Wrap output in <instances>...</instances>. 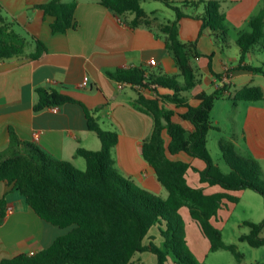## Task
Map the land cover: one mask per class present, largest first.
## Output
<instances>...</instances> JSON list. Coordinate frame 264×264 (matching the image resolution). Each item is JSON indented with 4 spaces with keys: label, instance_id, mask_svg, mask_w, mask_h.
<instances>
[{
    "label": "trees",
    "instance_id": "1",
    "mask_svg": "<svg viewBox=\"0 0 264 264\" xmlns=\"http://www.w3.org/2000/svg\"><path fill=\"white\" fill-rule=\"evenodd\" d=\"M143 1L146 0H99L120 16L126 12L135 13L133 25L145 26L163 37L176 60L179 69L176 75L158 74L144 67L120 68L109 73L119 81L154 92L153 97L140 93L136 99L140 108L154 117V130L144 142L142 154L168 195L155 194L119 172L112 154L119 142V133L104 129L93 110L65 91L39 86L36 88L35 111L67 102L80 103L90 129L96 131L102 141V148H79L78 154L87 162L86 168L81 169L70 161L53 157L35 142L22 139L15 128L10 127V145L0 150V182L13 184L42 219L70 230L37 253H21L3 259L0 264H138V256L146 251L156 255L157 264H169L171 261L172 264H204L189 245L187 223L181 213L184 208L209 239L211 250L229 249L241 264H246L237 246L224 241L217 222L224 205L239 201L240 191L252 189L264 196L261 164L252 156L241 155L233 140L221 139L223 158L230 167V171L225 172L208 149V133L218 128L212 120V110L216 100L224 97L228 89L226 84L211 93L200 92L198 105L190 104L184 94L198 82L192 59L199 53L195 41L185 42L180 37V22L185 17L199 19L202 23L200 33L209 30L216 42L225 47L229 31L221 1L185 0L181 6L177 0H160L176 12L175 19H163L158 10L148 12L142 5ZM194 4H203V12L194 13V9H186L193 8ZM77 6V0H50L36 5L53 17L51 26L54 32L78 27ZM249 23L251 31L242 33L237 40L242 55L238 67L264 73L262 66L243 64L245 54L261 43L264 36V0ZM15 24L16 21L9 20L0 9V59L21 56L26 52L30 40L15 29ZM35 44L37 50L30 54L31 57H38L44 49L40 40H35ZM217 75L221 77V74ZM161 87L173 93H160ZM232 99L235 103L262 100L264 89L261 85H246ZM167 101L187 110L178 112L168 108L165 105ZM185 122L192 127H187ZM165 130L171 137L167 146ZM168 152H186L203 160L206 167L199 169L189 162L174 160ZM190 170L199 173L201 183L219 185L222 191L207 193L204 187L193 186L188 180ZM5 203L4 197L1 200L2 217L5 215ZM244 224L250 227V232L242 234L240 240L255 247L264 245V236L261 235L264 219L261 222L245 220ZM155 226L162 237L161 243H157L151 234Z\"/></svg>",
    "mask_w": 264,
    "mask_h": 264
},
{
    "label": "crops",
    "instance_id": "2",
    "mask_svg": "<svg viewBox=\"0 0 264 264\" xmlns=\"http://www.w3.org/2000/svg\"><path fill=\"white\" fill-rule=\"evenodd\" d=\"M48 1L0 0L3 13L9 20L16 21L15 29L30 40L24 55L0 59V150L10 145L12 126L22 139L35 142L53 157L70 161L81 169L86 168H82L86 159L78 154V149L99 150L102 141L97 132L90 129L84 107L77 102H67L59 106L58 111L53 107L34 110L38 99L37 87L57 88L93 110L104 129L119 133V142L112 150L119 172L141 187L166 197V188L142 154L143 144L154 130V117L136 103L140 93L153 97L154 92L109 75L120 68L130 67H144L158 74H179L176 60L163 37L145 26H134L135 13L126 12L120 16L99 0H77L75 15L78 27L54 32L51 26L53 17L36 7ZM220 1L229 31L225 47L216 42L209 30L200 33L202 23L199 19L185 17L180 22V37L185 42L195 41L199 53L192 59L198 82L184 92L192 105L199 104L197 95L200 92L211 93L225 84L228 89L222 98L234 102L232 97L239 89L250 84L260 85L263 81L260 77L264 73L238 67L242 55L237 43L242 33L251 31L249 20L262 7L263 0ZM202 5L194 4V13L203 12L199 11ZM35 40H40L44 49L38 57H31L30 54L37 50ZM244 63L264 68V44L256 45L245 54ZM85 77L89 81L82 86ZM205 84L212 90L207 91ZM261 86L264 89V84ZM159 92L173 93L162 87ZM233 104L236 111L240 108L242 117L235 123L236 130L230 139L241 155L252 156L259 161L264 159V104H260V100H242ZM165 105L178 112L187 110L168 101ZM185 125L192 127L189 122ZM214 125L219 129H213L221 131L218 124ZM163 134L167 146L171 137L167 130ZM221 139L224 138L218 139L219 144ZM168 155L199 169L206 167L203 160L186 152H168ZM188 180L193 186L204 187L207 193L222 191L219 185L201 183L199 173L194 170H190ZM243 191L239 192L240 196ZM4 197L5 215L2 217L1 200ZM181 212L184 213V209ZM185 213L188 214L187 211ZM198 227L194 226L197 234L202 235ZM153 228L152 236L161 243L158 227ZM69 230L42 219L13 184L0 182V262L21 253H37ZM188 234L187 227L191 247ZM138 260V264H157L156 255L149 251L138 256Z\"/></svg>",
    "mask_w": 264,
    "mask_h": 264
},
{
    "label": "rangeland",
    "instance_id": "3",
    "mask_svg": "<svg viewBox=\"0 0 264 264\" xmlns=\"http://www.w3.org/2000/svg\"><path fill=\"white\" fill-rule=\"evenodd\" d=\"M197 1V0H194ZM185 0H177V3L183 6ZM143 7L151 12L152 10H158L163 19H175L176 12L160 0H146L142 2ZM185 7V6H184ZM186 8V7H185ZM186 9L193 11L192 8L187 7ZM195 10V9H194ZM204 10V5L199 8V11ZM264 44V37L261 43ZM264 66V64H263ZM182 80L181 77H179ZM260 85L264 84V76L260 77ZM259 81H256L258 83ZM206 90L210 91V87L205 84ZM242 102V101H241ZM234 102L229 98H220L216 101L215 108L212 112V120L215 124L221 127V131L212 129L208 138V149L213 157V159L219 163L221 169L225 172H229L230 167L223 158V154L219 144V138L230 139L232 133L235 132V123L242 117V112L240 108L236 111L233 107ZM260 104H264V99L260 100ZM260 176L264 179V159H260ZM86 162L83 164L82 168L86 167ZM164 196H167V191L164 189ZM188 212L185 213V212ZM187 222L188 227V237L190 239V244L192 251L198 260L202 261L204 264H241L236 258L235 254L226 248H221L218 250L210 249V241L203 234L201 228L198 227L200 234L196 232L198 226L197 221H195L187 208H184V213L181 212ZM264 219V196L252 189H245L243 194L237 203H228L224 205L221 211V216L217 223L222 229L223 239L228 244H235L239 251L244 255V262L246 264H263L264 263V245L255 247L249 244L247 241L240 240L242 234L250 232V227L244 224L245 220H251L254 222H261ZM155 228L151 230L154 233ZM261 235L264 236V230ZM172 264V261L169 263Z\"/></svg>",
    "mask_w": 264,
    "mask_h": 264
},
{
    "label": "built area",
    "instance_id": "4",
    "mask_svg": "<svg viewBox=\"0 0 264 264\" xmlns=\"http://www.w3.org/2000/svg\"><path fill=\"white\" fill-rule=\"evenodd\" d=\"M88 81H89V78L88 77H85L84 81L82 82V86H85L88 84ZM54 110L55 111H58L59 110V106H53Z\"/></svg>",
    "mask_w": 264,
    "mask_h": 264
}]
</instances>
